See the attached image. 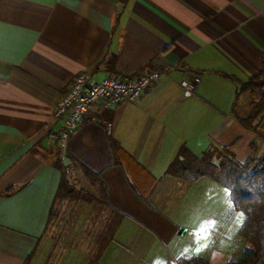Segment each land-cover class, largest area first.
Wrapping results in <instances>:
<instances>
[{
    "label": "crops",
    "instance_id": "obj_1",
    "mask_svg": "<svg viewBox=\"0 0 264 264\" xmlns=\"http://www.w3.org/2000/svg\"><path fill=\"white\" fill-rule=\"evenodd\" d=\"M263 64L264 0H0V264H30L57 227L61 198L79 200L86 223L82 235L74 222L62 229L48 264L236 259L249 243L229 188L167 168L183 145L241 162L262 153L264 135L241 121L252 94L237 89ZM153 69L161 74L139 101L61 139L55 107L79 72ZM71 165L88 197L68 175L59 194Z\"/></svg>",
    "mask_w": 264,
    "mask_h": 264
},
{
    "label": "trees",
    "instance_id": "obj_2",
    "mask_svg": "<svg viewBox=\"0 0 264 264\" xmlns=\"http://www.w3.org/2000/svg\"><path fill=\"white\" fill-rule=\"evenodd\" d=\"M252 85H264V64L240 83L237 95L242 90L251 89ZM252 104V110L247 116L241 117V121L246 127L257 129L253 121L264 112V93ZM167 172L189 180L201 176L213 178L229 188L235 206L245 214L240 233L249 245L244 246L236 259L213 263L201 256H191L182 257L181 264H264V148L260 155H250L241 162L218 147H209L197 155L183 145L170 162ZM68 184L67 173L63 169L59 194L68 190Z\"/></svg>",
    "mask_w": 264,
    "mask_h": 264
},
{
    "label": "built area",
    "instance_id": "obj_3",
    "mask_svg": "<svg viewBox=\"0 0 264 264\" xmlns=\"http://www.w3.org/2000/svg\"><path fill=\"white\" fill-rule=\"evenodd\" d=\"M160 74L153 69L132 77L110 74L98 79L90 71L79 72L55 107V116L64 121L61 139L65 141L82 123L97 119L118 103L139 101ZM183 85L188 86V82Z\"/></svg>",
    "mask_w": 264,
    "mask_h": 264
},
{
    "label": "rangeland",
    "instance_id": "obj_4",
    "mask_svg": "<svg viewBox=\"0 0 264 264\" xmlns=\"http://www.w3.org/2000/svg\"><path fill=\"white\" fill-rule=\"evenodd\" d=\"M245 90H248L252 94L251 109H250V111H251L253 108V104H252L253 100L259 99L261 97V95L264 93V85L263 86L252 85L251 89L248 88ZM250 111L245 116H247L250 113ZM253 125H255L257 127V129L259 130V132L264 135V112H262L253 121ZM220 150L222 151L223 149H220ZM67 175L70 179L72 186H75L76 190L79 192V194H80L79 196L88 197V195H90L88 190L86 189L87 183L82 179L81 170L79 168H77L74 165L69 166L68 171H67ZM61 201L63 203V206L61 209V214L55 218V220L58 221V222H55L57 224L56 225L57 227L53 230V232H48V234L45 236V238L42 239L39 248L36 250V252L33 254V256L30 259V264H48V262L52 256V254L50 255V253L53 250L54 243L57 242L56 240L61 238V236H62L61 234L64 233V231L62 232V229L63 228L68 229L69 224L71 225V223H73V222H74V224L76 223L77 224V230H78L76 232H77V234L82 235V233L80 232V230H82V228H84L82 226V223L84 224L86 222H84V219H82V221L80 223H78L77 218H76L77 212L75 213V211H76L75 203L79 202V200H77L75 198H73V199L61 198ZM230 208H233V207H230ZM70 212H72V213H70ZM239 212H241V211H239ZM106 217H107L106 214H102L100 217V220L102 218H103L102 220H105ZM236 219H237V217H236ZM102 220L99 221V223L102 222ZM89 222H91V221H89ZM99 226L101 228L103 226V223L100 224ZM76 232H74V235ZM89 233H91V232H89ZM100 233H101V235H103L105 233V231L102 230V231H100ZM214 233H215V231H214ZM218 233H220L226 237L227 236L234 237L235 231L231 232L232 234L229 233L228 231L224 232L223 230L218 232ZM79 243L80 242H77L75 239V242L73 244H74V246H78ZM96 245H97V243H96Z\"/></svg>",
    "mask_w": 264,
    "mask_h": 264
},
{
    "label": "snow or ice",
    "instance_id": "obj_5",
    "mask_svg": "<svg viewBox=\"0 0 264 264\" xmlns=\"http://www.w3.org/2000/svg\"><path fill=\"white\" fill-rule=\"evenodd\" d=\"M225 191L227 192V189H225ZM242 215V214H241Z\"/></svg>",
    "mask_w": 264,
    "mask_h": 264
}]
</instances>
